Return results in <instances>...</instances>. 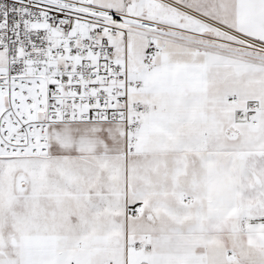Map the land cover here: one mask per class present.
Returning <instances> with one entry per match:
<instances>
[{"label": "snow or ice", "instance_id": "snow-or-ice-1", "mask_svg": "<svg viewBox=\"0 0 264 264\" xmlns=\"http://www.w3.org/2000/svg\"><path fill=\"white\" fill-rule=\"evenodd\" d=\"M0 264H264V0H0Z\"/></svg>", "mask_w": 264, "mask_h": 264}]
</instances>
